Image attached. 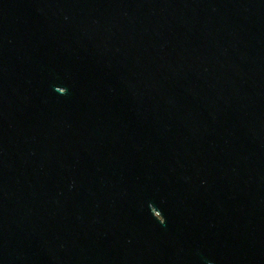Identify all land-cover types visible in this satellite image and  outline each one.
<instances>
[{
  "label": "water",
  "instance_id": "1",
  "mask_svg": "<svg viewBox=\"0 0 264 264\" xmlns=\"http://www.w3.org/2000/svg\"><path fill=\"white\" fill-rule=\"evenodd\" d=\"M0 264H264V0H0Z\"/></svg>",
  "mask_w": 264,
  "mask_h": 264
}]
</instances>
